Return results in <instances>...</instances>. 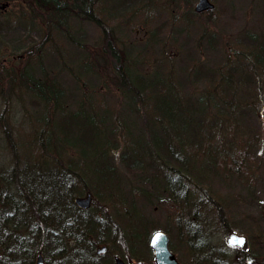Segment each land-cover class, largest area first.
<instances>
[{
    "label": "rangeland",
    "instance_id": "374dc122",
    "mask_svg": "<svg viewBox=\"0 0 264 264\" xmlns=\"http://www.w3.org/2000/svg\"><path fill=\"white\" fill-rule=\"evenodd\" d=\"M195 1L95 0L88 16L79 17L72 11L58 29L43 24L48 18L41 14L43 11L34 16L32 10L23 7L18 16L14 8H0V173L5 174L0 177V217L7 216L19 224V238L29 239L32 232L24 230L32 225L39 227L33 212L38 213L44 208L41 204L55 199L51 191L40 196L33 189L21 195L15 189L18 186H9L6 180L11 179L7 175L11 166H17V174L32 166L39 178L53 172L54 158L34 139L42 128L64 132L58 140L54 138L56 146L84 138L81 140L87 149L81 158L64 147L53 153L61 166L77 162V170L89 174L84 190L81 185H72L76 194L94 189H90L93 199L89 217L102 221L107 212L129 210L139 216L130 221L144 223L147 230H153L151 225L165 224L171 231L172 225L184 224L185 217L180 215L181 219L174 211L176 204L158 193L162 183L153 180L158 171L144 173L146 164L132 168L121 161L120 139L133 143L137 136L128 128L126 133L130 130L132 135H124L120 123L128 120L132 127L142 128L151 119L143 117L141 105H135L138 112L121 116L125 98L105 47L106 40L112 42V38L114 46L128 53L127 62L134 65L135 73L161 78L165 72L174 71L173 75L181 80L177 89L182 99L194 105L187 113L192 118L190 129L160 130L162 152L166 155L160 159L174 164L177 158L185 161L180 194L190 193L195 198V206H188L190 210L201 208L203 211H197L204 215L217 209L213 203L216 201L224 204L222 208L236 230L250 225L253 230H264V0H211L213 8L200 12L193 8ZM24 2L17 0L16 4ZM200 67L207 72L196 82L194 71ZM24 71L33 77L54 75L60 88L58 103L41 101L23 86L20 75ZM88 112H96L103 119L96 143L86 142L84 118ZM175 133L186 136L177 143ZM178 149L177 156L174 152ZM102 152L112 164V176L107 180L116 187L103 189L105 181L100 184L91 177V167L81 166L89 157L103 161ZM128 163L137 164L130 160ZM196 177L201 181L197 186L193 180ZM25 178L29 180L30 176ZM48 182L50 186L52 181ZM208 192L213 195L205 198ZM2 211L8 215H2ZM192 215L188 214L189 219ZM24 223L30 224L23 226ZM0 225V235L3 229L10 228ZM214 234L219 237L223 233Z\"/></svg>",
    "mask_w": 264,
    "mask_h": 264
},
{
    "label": "bare ground",
    "instance_id": "6f19581e",
    "mask_svg": "<svg viewBox=\"0 0 264 264\" xmlns=\"http://www.w3.org/2000/svg\"><path fill=\"white\" fill-rule=\"evenodd\" d=\"M196 2L197 0L195 1L193 6H195ZM91 7L92 4H87L84 10L91 11ZM212 8H209V10H211ZM13 10L15 12L17 9ZM21 13L19 10L18 16ZM34 14L36 15V11L34 12ZM50 18L51 17L48 16V19ZM55 21L58 22V19L55 18ZM148 93V89H145L141 92L142 95H146ZM148 101L150 102L152 100L148 99ZM186 115L183 114L181 116V120H183V122H185L188 118V115L187 117ZM94 121V125L97 126L98 130H100L103 125V119L97 116ZM120 127L122 128V131H124V135L131 136L132 133L130 132V130H133L134 133L136 132L135 136H137L135 142L133 143H128L126 140L120 139L119 142L122 144L120 149L122 151L120 155L122 163L125 166H132L133 168L134 166L146 164V166L148 167L145 169L146 171L144 173H156L158 171L156 176L153 177V180L155 179L154 182L162 183V187L160 188V192L158 193L159 195H166L172 201V203H175L179 206L178 207L175 205L174 211L177 215L182 214L183 212L185 214H189L190 216L191 214H193L196 217L202 218V224L209 228V233H226L227 228L230 229V232L227 236L226 234H221L219 237L215 235L214 237L210 238V241L213 243L212 246L215 248L216 252H218V256L220 255L221 258H223L225 254H228L233 258L238 254V249L246 247L245 237L243 233L252 234L254 230L251 228V225L249 228L245 227L243 230H236L235 228H233L230 225V219L227 210L225 208H222V206H224L223 203L214 201L213 203L216 204L217 209L213 208L211 211H207L204 215L199 214L197 211H203L201 208H192L190 210V207H193L190 206L191 203H193V205L195 206V198L190 193L185 194L183 192L182 194H180V192L183 190L180 184L182 183V179L184 178L182 171L185 162L184 160H178L177 158L176 164L166 159L160 162L159 158L164 156V154L163 152L159 153V151H161L163 147L161 148L160 146H158V150L156 147L146 144V129H144L143 127L136 128L134 125L132 127L128 120L122 121L120 123ZM126 128L130 129L127 131V133ZM56 130L59 132L58 134L57 131L54 132L53 130L52 132H49V130H45L42 128L34 138L38 146H40L39 143L45 142V139L48 141L49 146L48 144L47 146L49 148V151L47 150V153H50V158H54V161L52 162L53 164L59 163L57 161L58 158L54 157L53 152H59L56 149L62 147H64L65 150H69L68 152H76V155L80 156V158L85 154L87 147H85V144L82 143L81 139H84L82 136L76 138L74 140V143H67V145L63 144L60 146L54 145V138L58 140V135L62 136L64 134L62 130ZM88 130L89 129H86L85 132L86 141H88L89 138V135L87 133ZM55 135L57 136L55 137ZM93 136L95 135L93 134ZM91 138H94V143H96L99 142L100 137ZM96 146L97 145H95V147ZM40 148L42 147L40 146ZM95 149L98 150V148ZM176 151L177 152H174V154L178 156L179 149ZM149 154H151L152 156H150ZM128 160L131 161V164H137L130 165L128 163ZM83 161L85 162L82 163V168L91 167L90 170L93 171L91 177L97 179L100 184H104L105 181V185L102 187L103 189L116 187L114 183H110L107 180V178H110V176H112L110 175L112 173L106 174L102 173L101 171L102 166L104 165H109L112 170V164L108 159L99 161L96 158L89 157L87 159H83ZM47 162L51 163V160H47ZM79 164H77V162L74 164H68L73 167V171L69 170V175L66 176L62 181L63 183H66L65 185L63 184L66 187V191L63 193L54 194L53 197L55 196V199H53V202L47 201L44 204H41L42 206H44L45 211L44 208L41 207L38 213L33 212V216L38 218L37 220L39 227L38 225L37 227L32 225L29 229L26 228L24 230L32 232V235L29 237V239L27 238V240H23L16 235V232H18V228L20 226L17 222L13 221L12 218L6 217V219H0V223L10 225V228L3 229L1 232L2 234L0 235V264H24L26 262L27 264H77L79 263V261H82V259L87 258L90 250L91 255H93L95 252L100 253L102 249L104 250V246L100 245V242L102 240L110 241L114 243L115 246H117V253L115 252L114 256L107 255L106 258L103 259L104 264H128L132 263V256L130 255V250L133 249L132 246L145 242L140 239L142 238L140 237V234L146 235L144 236V239L149 241V244L155 249V251L156 244H158L159 248L161 249H164L166 247L165 250H167L168 236L165 233V230L167 229V225L165 224L163 226L151 225V227L154 226L153 230H147L144 223L138 225L133 224L130 221L133 218L138 219L139 216L129 210H122V212H107L105 214L106 218H104L102 221L99 217H97L96 219H92L91 217H89L94 189L90 188L93 191H91L90 189H85L83 194L73 193L72 189L75 184H78L82 186L80 189L84 190L86 181H88L89 179V174L86 171L77 170ZM15 168H17V166L9 167L11 173L15 172L17 174ZM41 169L42 168H40V171ZM51 172H49L48 174H51ZM2 176L4 177L5 174L0 173V177ZM138 176L140 179H145L143 175ZM9 177L12 178V176ZM51 177L52 176H49V178ZM41 180H44V178L40 179V181ZM50 180H55L54 175L48 181ZM193 180L195 186L199 185L201 182L198 177L194 178ZM106 181L108 182L106 183ZM27 182L28 181H26V185H28ZM42 183L46 185L47 182L42 181ZM137 184H139L140 186L142 183L140 180H138ZM24 193L27 194L29 193V191H27V193L25 191ZM211 195L213 194L208 192V194L204 197L209 198L211 197ZM28 196H30V194ZM87 197H89V205L87 207H81L75 202L77 198L86 199ZM29 198L33 200L32 197ZM121 200L122 197L120 198V201ZM62 206L63 209L61 208ZM47 212H49L50 214H48ZM28 224L30 223H24L23 226ZM185 227H187V225ZM78 228H81L82 231ZM231 234L234 235L231 236ZM241 238L244 240L243 244H240L238 242ZM67 239H71L72 242L68 244ZM209 244L200 243V245L197 247V250L201 251ZM58 250L60 252H58ZM262 250L263 249L261 247L260 251L254 254L259 260L260 256H264V250L263 252H261ZM252 260H254L253 257H247L244 258V261L242 260L240 263L235 264H252ZM233 261L234 259H231L232 264H234Z\"/></svg>",
    "mask_w": 264,
    "mask_h": 264
},
{
    "label": "trees",
    "instance_id": "16d2710c",
    "mask_svg": "<svg viewBox=\"0 0 264 264\" xmlns=\"http://www.w3.org/2000/svg\"><path fill=\"white\" fill-rule=\"evenodd\" d=\"M16 1L17 0H13L12 4L14 6L17 5V9L20 10V13L21 12L23 13V10H22L23 7L29 8L30 10H32L31 12L32 15L34 14L36 10L40 11V12L36 11V15L38 14L40 15L41 11H43V13L41 14H43L46 17L48 16L51 17L50 19L48 18L45 19L46 23H43V24H47L51 29H58V26H60L61 23L65 21L67 15L72 11H75L74 15L79 16V17L88 16L90 11L89 10L85 11L84 10L85 6L87 4H92L95 0H30L29 2H27L28 0L26 1L23 0V2L24 1L25 2L22 5L16 4ZM120 3L123 6L128 5L127 1H120ZM148 3L150 4L151 1H148ZM146 8L149 9L148 6ZM148 13H150L149 10H148ZM36 15L34 14V16ZM110 17L111 19H113V15H111ZM55 18L58 19V22L55 21ZM114 41L115 39L113 38H112V42L109 39H107L105 47H107L106 51L110 54L111 60L113 61L111 68L113 69L116 77L118 78V82L120 83L121 95L125 98V101L123 103V106L125 108L123 107L124 111L122 112L121 116L126 117L127 115H130L131 112H138V108L135 107V105H141V107L139 108V111L143 113V117L145 119H149V120L151 119L150 123L146 124L143 127L144 129L147 130L146 144H149L150 146H154L158 150H159L158 146H160L161 148L162 147L164 148V141L162 139V134L160 133V130H162L163 127H168V129H172V131L173 129L175 130L176 128H180L182 130L190 129L189 126H190V121L192 120V118L188 117L186 121L183 122V120H181V116L183 114L186 115L190 107H194V105L190 102L189 99H187L186 101L182 99L181 97L182 93H179L178 92L179 90L177 89V84H179L178 82H180L181 80L177 78L175 75H173L175 74L174 71L165 72V74L161 78L160 76L148 78V77L139 75L133 71L134 65L131 66V64L127 62L128 53L125 52L122 48L114 46L113 45ZM35 43L36 45H38L40 42L36 41ZM144 45L147 46L148 43L147 45L146 43ZM37 47H39V45ZM142 48L143 50L145 49L143 45H142ZM143 50L141 51L143 52ZM146 51H149V49L146 48ZM21 56H22V53L21 55L18 56V59L21 58ZM90 62H93V61H90ZM206 72H207L206 69H201V67L199 69H195L194 74H195L196 82H200L205 77ZM19 74L20 72L18 73V75ZM9 79L11 80V78ZM20 80H21L20 83L23 84V86L31 89L33 93L37 96V98H39L41 101L52 102L54 104L58 103V100L60 98L58 89L60 88L57 84L56 79L54 78V75L48 74V76L45 78L33 77V76H30L26 71H24L20 75ZM145 89H148L149 93L146 95H142L141 92ZM64 99L67 100L65 95H64ZM148 99H151L152 101L149 102ZM161 100H165L166 102L158 103ZM163 104L166 106L162 107ZM88 113H90L89 116H88ZM88 113H85L84 121L87 126L85 127V129H89L87 133L89 135L88 141L90 143V142H94L93 140L94 138H91V137H97V138L99 137V133H98L99 130L97 126L94 125V122H95L94 120L99 115H97L96 112H88ZM154 120H159L160 122H158L157 124V123H154ZM172 122L174 124L177 123L178 125L173 126ZM156 129H158V131ZM93 134L95 136H93ZM183 135L186 136V134H183V133L180 135L177 133L174 134L177 143L179 142V139L182 138ZM184 143H187V141H184ZM47 144L49 146V143L46 139H45V142L39 143V145L45 149L46 154L50 156L49 155L50 153H47V150L49 151ZM103 152H102L101 158L104 161L106 159L104 158ZM159 153H162V150L159 151ZM171 154H172V151L169 150V155L171 156ZM149 155L152 156L151 154ZM164 156L166 155L164 154ZM161 161L162 160L160 159V162ZM129 167H132V166H129ZM69 170L73 171V167H71L70 165L61 166L60 163H56L55 167L53 168V172H51V174L53 173L52 175L45 173V174H41V178H39L40 174L37 173V177H36L35 168L31 166V168L30 167L25 168L24 172H22L21 174H16L15 172L11 173V171L7 172V175L12 176V178L11 179L6 178V180L9 181L8 182L9 186L10 185L13 187L18 186V189L17 188L15 189L17 190L18 193H21V194L24 193L25 191L26 193L27 191L32 192L33 189L36 190L34 192H36V194L37 195L39 194L40 196H42L43 193H47L49 191H51V193H54V194H57V193L59 194V193H63L66 191V187L64 186L66 183H63L62 181L66 176L69 175V172H70ZM101 171L102 173L108 174L111 171V167L109 165H104L102 166ZM27 175L30 176L29 180L25 178V176ZM53 175L55 177V180L52 181L50 186L44 185L42 183V181L48 182L49 176L53 177ZM43 176H45V178ZM42 178H44V180L40 181L39 179H42ZM24 180L28 181L27 182L28 185H26V181ZM39 181L40 183L38 184ZM61 208L63 209V206ZM2 215H8V213L2 211ZM6 217L7 216H1L0 219H6ZM78 229L82 231L81 228H78Z\"/></svg>",
    "mask_w": 264,
    "mask_h": 264
},
{
    "label": "flooded vegetation",
    "instance_id": "af4514ba",
    "mask_svg": "<svg viewBox=\"0 0 264 264\" xmlns=\"http://www.w3.org/2000/svg\"><path fill=\"white\" fill-rule=\"evenodd\" d=\"M15 2V1H14ZM0 8L3 10L11 11V9H17V5H13L12 1H2L0 2ZM19 9L15 11L18 14ZM184 216L185 220L180 217ZM183 223H178L171 226V231L165 230L168 236L167 239V250H162L161 253L157 254L155 249L149 244L148 240L144 239V234H140V239L143 243L133 245V249L130 250V255L132 256V263L128 264H232L231 259H234L235 263H240L244 258L253 257L252 264H264V256H260V260L254 255L260 251V248L264 250V230L256 229L252 234L243 233L245 237L244 248L238 249V254L233 258L225 254L223 258L218 256L215 248L212 246L210 238L214 237V233H209V228L202 224V218L192 215L189 219L188 214L182 212L179 214ZM187 225V227L185 226ZM185 227V228H183ZM182 228V229H181ZM230 232L227 228L226 233ZM200 243L209 244L203 250H197ZM100 245L104 246V250L100 253H94L91 255V250L87 258L82 259L77 264H104L103 259L106 256H114L117 253V246L110 241H101ZM261 246V247H260ZM263 250L261 252H263ZM58 252H60L58 250ZM263 254V253H262ZM213 261V262H212ZM239 261V262H238ZM224 262V263H222ZM24 264H27L24 263ZM35 264V263H34ZM55 264V263H54ZM114 264V263H113ZM126 264V263H125Z\"/></svg>",
    "mask_w": 264,
    "mask_h": 264
},
{
    "label": "water",
    "instance_id": "95a60500",
    "mask_svg": "<svg viewBox=\"0 0 264 264\" xmlns=\"http://www.w3.org/2000/svg\"><path fill=\"white\" fill-rule=\"evenodd\" d=\"M212 7H213V3L210 0H197L194 6V10L201 11V10L209 9ZM75 202L81 207H87L89 205V197H87L86 199L77 198ZM232 235L234 234H231V236ZM155 248H156L157 254L161 253L162 250L166 249V247L164 249L159 248L158 244L155 245Z\"/></svg>",
    "mask_w": 264,
    "mask_h": 264
},
{
    "label": "snow or ice",
    "instance_id": "6c2138e0",
    "mask_svg": "<svg viewBox=\"0 0 264 264\" xmlns=\"http://www.w3.org/2000/svg\"><path fill=\"white\" fill-rule=\"evenodd\" d=\"M238 242H239L240 244H243V243H244V240L241 238Z\"/></svg>",
    "mask_w": 264,
    "mask_h": 264
}]
</instances>
